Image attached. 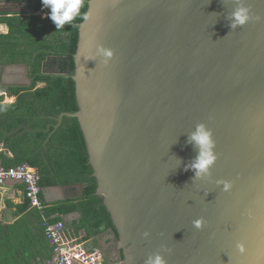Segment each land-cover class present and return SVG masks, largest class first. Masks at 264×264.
<instances>
[{
    "label": "water",
    "instance_id": "obj_1",
    "mask_svg": "<svg viewBox=\"0 0 264 264\" xmlns=\"http://www.w3.org/2000/svg\"><path fill=\"white\" fill-rule=\"evenodd\" d=\"M239 7L250 19L231 29ZM22 11L33 10L0 1V12ZM85 16L73 56L78 109L47 130L78 119L117 264L155 253L165 264H264V0H88ZM31 84L27 74L18 86ZM200 124L216 158L194 178L189 137ZM77 186L65 198L82 196Z\"/></svg>",
    "mask_w": 264,
    "mask_h": 264
},
{
    "label": "trees",
    "instance_id": "obj_2",
    "mask_svg": "<svg viewBox=\"0 0 264 264\" xmlns=\"http://www.w3.org/2000/svg\"><path fill=\"white\" fill-rule=\"evenodd\" d=\"M0 1H20L33 10L0 12V23L8 27L7 33H0V63H24L32 79L29 87L4 89L9 96L16 97L15 102L4 103L0 96V165L25 163L37 168L44 203L38 209L26 197L17 207L12 223L0 222V264H42L53 257L45 223L64 221L67 215L80 212L81 216L70 222L73 236L83 232L85 239L93 238L92 246H98L110 231L117 234L103 196L96 194L97 180L78 119L65 116L50 137L53 127L47 130L57 123L60 113L78 109L73 56L88 0H84L81 14L58 31L41 0ZM44 67H57L60 72H44ZM80 183L84 184V193L77 198L50 203L43 194L48 186Z\"/></svg>",
    "mask_w": 264,
    "mask_h": 264
},
{
    "label": "built area",
    "instance_id": "obj_3",
    "mask_svg": "<svg viewBox=\"0 0 264 264\" xmlns=\"http://www.w3.org/2000/svg\"><path fill=\"white\" fill-rule=\"evenodd\" d=\"M9 178L23 181L25 195L31 206L43 208L37 168L25 163L10 167L0 166V184H4ZM45 232L53 246V257L42 264H106L100 246H87L79 237L68 234L64 221L45 223Z\"/></svg>",
    "mask_w": 264,
    "mask_h": 264
},
{
    "label": "clouds",
    "instance_id": "obj_4",
    "mask_svg": "<svg viewBox=\"0 0 264 264\" xmlns=\"http://www.w3.org/2000/svg\"><path fill=\"white\" fill-rule=\"evenodd\" d=\"M44 8L49 9L47 13L48 18L55 25V30H61L64 25L70 24L74 18L81 14V8L84 0H41ZM87 17L85 16V19ZM250 19L249 11L246 7H239L232 13L231 29H235L238 25H244ZM99 53L105 57H111V51L105 49H98ZM189 142L195 144L198 149L197 156L192 161L190 167L194 171V178H199L203 174L208 173L210 166L215 160L213 152L214 141L212 139V132L207 129L203 124L197 125L194 132L190 134ZM186 170L188 166H185ZM223 183L224 190L227 191L230 187V183L221 181ZM201 219L193 221V225L196 228L201 227ZM148 235L147 232L144 233ZM243 251V248L240 249ZM145 264H165V261L160 253L149 255L145 260Z\"/></svg>",
    "mask_w": 264,
    "mask_h": 264
},
{
    "label": "crops",
    "instance_id": "obj_5",
    "mask_svg": "<svg viewBox=\"0 0 264 264\" xmlns=\"http://www.w3.org/2000/svg\"><path fill=\"white\" fill-rule=\"evenodd\" d=\"M29 7V6H28ZM23 12V11H22ZM4 13H21V12H4ZM26 13V12H25ZM8 27L6 24L0 23V33H7ZM29 76V69L25 70L22 66L16 65L14 63L11 64H1L0 63V96H3L4 103H12L16 101L15 96H9L4 89L18 86L19 84H23L26 81V75ZM30 77V76H29ZM0 146V150H1ZM1 166V165H0ZM66 187L48 186L43 189V194L47 202L54 203L64 199H73V198H65L66 196H71L78 194L80 192V188L77 185L69 186L64 185ZM77 198V197H76ZM26 199L24 184L17 183L16 185H7L0 184V222L2 224L12 223L17 214V207L22 205ZM79 218L78 215H67L65 217L64 222L67 223V233L71 234L70 222L74 219ZM111 233V232H110ZM72 235V234H71ZM85 233H81L79 237L82 241L86 243L87 246H92V239H85ZM111 239V235L108 233L100 239L98 242V246H104V244Z\"/></svg>",
    "mask_w": 264,
    "mask_h": 264
},
{
    "label": "flooded vegetation",
    "instance_id": "obj_6",
    "mask_svg": "<svg viewBox=\"0 0 264 264\" xmlns=\"http://www.w3.org/2000/svg\"><path fill=\"white\" fill-rule=\"evenodd\" d=\"M55 68L57 67L50 68V69L47 68V69L51 70ZM109 234L111 235V239L108 240L104 244V246L103 247L101 246L100 248L102 249L104 256H105V260L108 263L110 264L121 263L123 261V253L118 244V235L115 234L114 232L109 233Z\"/></svg>",
    "mask_w": 264,
    "mask_h": 264
}]
</instances>
